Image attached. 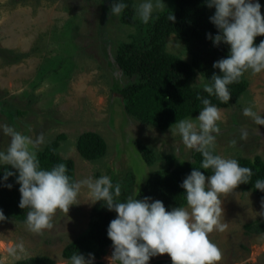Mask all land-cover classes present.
Here are the masks:
<instances>
[{
  "label": "rangeland",
  "instance_id": "obj_1",
  "mask_svg": "<svg viewBox=\"0 0 264 264\" xmlns=\"http://www.w3.org/2000/svg\"><path fill=\"white\" fill-rule=\"evenodd\" d=\"M132 2L136 8L139 0ZM163 2L166 7L154 14L173 7L174 0ZM259 3L264 16V0ZM110 4L111 0H0V50L24 54L17 60L0 53V123L33 139L43 134L45 142L39 151L64 135L58 152L74 162L75 181L109 175L114 184L132 185L137 193L147 181L154 186L158 172L193 163L197 152L187 150L179 135L171 133L175 123L159 130L125 113L119 89L129 81L116 65V54L122 44L145 39L149 22L142 23L138 17L137 26L124 24L120 14L111 12ZM165 50L192 62L185 43L175 35L166 38ZM243 77L246 90L232 104L219 108L215 152L226 158L264 160V126L242 115L244 107L254 104L264 117V71ZM203 83L206 79L195 70L191 85L203 88ZM242 128L249 133L244 140L240 139ZM85 132L103 139L102 157L92 161L80 157L76 144ZM232 140L237 141L235 145ZM8 143L9 137L0 133V150ZM204 174L207 177L211 170ZM145 196L162 198L154 190ZM87 202V189L82 187L77 204L70 205L67 213L57 210L52 227L43 234L10 218L0 221V264H17L35 256L68 264L61 256L63 248L88 229L93 211L103 206V202ZM221 206L226 227L209 234L222 254L218 264H264V216L260 215L264 202L251 190L235 188L222 195ZM112 251L108 249L101 258L104 264ZM159 259L170 257L157 255L149 264Z\"/></svg>",
  "mask_w": 264,
  "mask_h": 264
},
{
  "label": "clouds",
  "instance_id": "obj_2",
  "mask_svg": "<svg viewBox=\"0 0 264 264\" xmlns=\"http://www.w3.org/2000/svg\"><path fill=\"white\" fill-rule=\"evenodd\" d=\"M206 5L215 9L209 21L218 29L214 36L206 33V39L213 46L226 44L228 55L213 62L212 67L218 69L219 74L214 73L210 83H203V91L228 104L229 85L239 82L245 73L255 75L264 71V40L254 43L255 37L264 36L262 6L259 0H206ZM126 7L124 0H111L110 10L114 15L121 14ZM165 7L163 0H139L136 12L142 23H148L155 12ZM168 19L175 18L171 15ZM197 99L203 105L198 116L181 119L170 129L171 133L179 135L187 150L202 157L200 167H193L179 185L184 190L185 206L166 210L162 201L148 196L142 199L129 196L118 202L121 185L114 184L109 175L74 181L62 162L44 169L37 155L39 146L45 142L43 134L33 139L6 123H0V133L9 137L6 149L0 150V165L6 164L15 171L7 167L0 176V186L11 189L13 185L7 181L15 176L20 193L18 207L28 209L25 226L37 234L52 227L57 210L67 213L70 205L77 204L82 187L86 188L87 203L103 202L107 210L116 213L106 229L113 249L107 257L108 264H149L150 258L165 253L171 264H218L222 254L209 234L226 227L221 222L222 195L232 193L240 184H248L253 170L241 166L235 158L215 152L220 110L207 97L197 94ZM254 109L255 105L249 104L242 109V115L264 126V117ZM248 134L247 129L242 128L240 139H247ZM236 142L230 141L233 145ZM201 169L211 170V174L206 177ZM253 188L264 192V179H256ZM260 215L264 216V212ZM4 220L5 214L0 209V221ZM94 261L93 253L86 257L75 251L68 264H94Z\"/></svg>",
  "mask_w": 264,
  "mask_h": 264
},
{
  "label": "trees",
  "instance_id": "obj_3",
  "mask_svg": "<svg viewBox=\"0 0 264 264\" xmlns=\"http://www.w3.org/2000/svg\"><path fill=\"white\" fill-rule=\"evenodd\" d=\"M124 2L127 7L120 14L121 22L137 26L138 15L132 0H124ZM214 11V8L207 7L206 0H174L172 8L153 14L143 32L145 39L138 42L137 37V40L119 47L115 58L116 65L129 81L126 86L119 89L123 109L127 115L164 130L181 119L199 113L203 105L197 99V94L209 98L218 108H224L232 104L246 90L247 82L242 77L239 82L228 86L231 98L228 104H224L215 96L209 97L202 87L191 85L195 70L206 79L207 83H210L211 76L214 73L219 74V70L212 67L213 62L228 55L226 44L213 46L212 42L206 39V33L214 36L218 32L209 21ZM171 15L175 18L173 21L168 19ZM137 28L140 30L139 27ZM171 34L185 43L186 50L192 57L191 63L166 52L165 40ZM261 40H264V36H257L254 43L258 44ZM0 53L15 56L17 60L24 57V54L9 50H0ZM63 138L64 135H58L44 150L38 151V159L44 169H51L58 163H64L67 166V175L75 181L74 162L63 158L58 152V143ZM76 149L82 159L92 161L103 156L106 145L98 134L85 132L79 136ZM193 159V163H178L172 169L158 172L156 184L153 186L147 181L137 193L134 192L132 185L122 182L121 196L117 201L122 202L129 196H137V199H141L145 192L154 190L160 193L162 198L159 200L166 205V210L181 206L186 201L184 190L179 185L193 167H200L202 157L199 153H195ZM237 160L241 166L253 170L251 181L248 184L238 185L237 189L243 192L251 190L264 202V192L253 188L256 179H264V160L259 158ZM7 167L6 164L0 165V176ZM7 170L15 171L10 166ZM201 171L206 170L201 169ZM7 183L13 186L11 189L0 186V209L3 210L6 218L25 224L28 209L23 210L18 207L20 193L15 176L9 177ZM167 193L171 197H168ZM99 207L93 211L88 229L63 248L61 256L67 262L72 253L77 251L86 257L88 253H93L94 264H104L101 258L106 255L108 249H112L106 229L116 213L107 210L105 206ZM17 264H54V262L48 257L35 256L20 260ZM154 264H171V260L159 259Z\"/></svg>",
  "mask_w": 264,
  "mask_h": 264
}]
</instances>
